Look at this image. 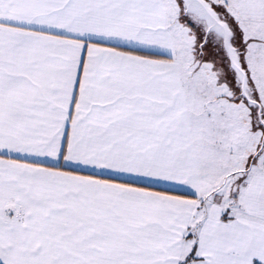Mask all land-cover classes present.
<instances>
[{
  "label": "snow or ice",
  "instance_id": "snow-or-ice-1",
  "mask_svg": "<svg viewBox=\"0 0 264 264\" xmlns=\"http://www.w3.org/2000/svg\"><path fill=\"white\" fill-rule=\"evenodd\" d=\"M0 264H264V0H0Z\"/></svg>",
  "mask_w": 264,
  "mask_h": 264
}]
</instances>
